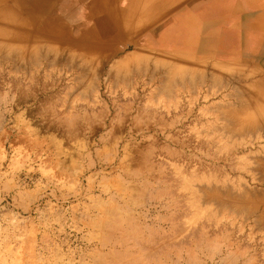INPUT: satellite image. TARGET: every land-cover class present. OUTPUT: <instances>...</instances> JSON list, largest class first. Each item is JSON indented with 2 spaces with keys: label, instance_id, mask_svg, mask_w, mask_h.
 Masks as SVG:
<instances>
[{
  "label": "rangeland",
  "instance_id": "obj_1",
  "mask_svg": "<svg viewBox=\"0 0 264 264\" xmlns=\"http://www.w3.org/2000/svg\"><path fill=\"white\" fill-rule=\"evenodd\" d=\"M48 7L42 48H0V264H264L262 65L116 36L97 66L57 53L76 25Z\"/></svg>",
  "mask_w": 264,
  "mask_h": 264
},
{
  "label": "bare ground",
  "instance_id": "obj_2",
  "mask_svg": "<svg viewBox=\"0 0 264 264\" xmlns=\"http://www.w3.org/2000/svg\"><path fill=\"white\" fill-rule=\"evenodd\" d=\"M156 3H157V1H155V0L151 3L149 0H142V3H140L139 0H0V48L3 47L6 50L7 49H11V50L18 49V50L24 51V53H27V54L29 53V51H32V49L34 47L42 48V46H40L38 44V42L40 40L39 39L37 40L36 36L30 35V32L31 31H35V32L37 31L36 27L40 24L39 18L41 16L43 18V14L45 13L46 8H49L48 6H53L54 8L52 10L47 11L49 13L48 22L50 24L60 22L62 15L65 14L64 17H68L69 20L72 21V23H75V25H76V28H75L74 32L72 33L73 36L59 37L57 35L59 37L58 38L59 40H57L58 42L55 45V47L57 49V53H60V54L64 53V55H66V56L74 53V54H76V56L77 55H79V57L81 56V59H82V58H84V55H86L87 52L89 50H92V48H93L96 52V54H95L96 59L100 60V62L97 61V63H96L98 66V63H101V61L104 60L103 58L106 57L105 53L108 52V51H106L107 50L106 45L108 43H111L112 38L116 37V36L128 38L130 40L132 48H134L135 52L140 48H144V49H149V51L152 50L153 53L157 54V55L159 53L154 52L156 50H153L151 47V45H153V42H155V41L159 42L158 46H167V45H170L169 44V42L171 41L170 39H173L172 36H174L177 39L172 40V41H174V43L179 45V46H175L176 48H179V49H181V51H184V53H182V54H190V53L195 54V55H197L198 53L200 54L202 52L201 50H203V49H202V46H200V44H197V42H196L198 40L197 39L198 38V32H196L197 26L195 24H192V23L180 22L177 24V27L179 26L180 29L178 28V31L176 33H172V31H169L167 33L166 32L167 30L163 29L166 24L165 25L164 24L159 25L155 19H157L156 15H159L161 13H166L168 8L164 4H162V6L155 7ZM80 18H82V19H80ZM188 32H190V34H188ZM59 33H60V31H59ZM184 33L188 34V37H187L188 39L185 42H182L181 39H182L183 35H179V34H184ZM153 35H155V36L157 35L158 37L160 36V39H158V40H156V38L153 39L152 38ZM193 35H194V37L192 38ZM169 36H170V39L168 38ZM56 37H55V39H57ZM189 39H190V41H189ZM42 43H44V42H42ZM96 43H98L97 45H99V47H96ZM46 45H47V43H46ZM43 46H44V44H43ZM48 47H49V49L53 50L51 48V47H53V45L51 47L50 46H48ZM44 48H45V46H44ZM15 52L18 53L17 51H15ZM51 53H52V51H51ZM110 53H112V52L110 51L109 54ZM128 53H130V50ZM46 54H48V52ZM110 55H112V54H110ZM159 55L170 56V55H168V53H160ZM95 56H94V58H95ZM163 56H162V58H163ZM255 56H256V54H255ZM123 57H124V55H123ZM127 57H128V55H127ZM158 57H156V58L158 59ZM172 57L173 58H170V59H173V60L175 59L174 60L175 62L176 61L178 62V60H181L180 58H178L177 55L172 56ZM250 57H253V56H250ZM94 58L90 57V59L88 60L91 63L90 65H92V66H94V64H95V63L93 64V62H95V60H96ZM75 59L77 60V58H75ZM105 60H106V58H105ZM173 60H172V62H173ZM82 61H84V59ZM82 61L80 62L81 64H82ZM157 61H155L156 64L154 66L155 67L154 71L158 70V72H159L162 67L158 66L160 61H159V63H157ZM84 62L86 63V60ZM84 62H83V64H84ZM113 62L117 63L115 61H113ZM170 62H171V60H170ZM136 63H138V61ZM136 63H134V64H136ZM87 64H89V63H87ZM124 64H126V63L124 62ZM161 64H160V66H161ZM117 65L118 64H115L113 67L110 68L109 73L107 74L108 79H110L111 77H113L114 79H118L121 76V72L118 71L120 69L119 67L121 65L120 66H117ZM148 65H149V63H148ZM172 65H173V63H172ZM131 66H132V64H131ZM137 66L139 67L140 65H137ZM146 66H145V68H142V69L140 68V70H138V71L141 72L142 70H151ZM90 68H91V66H90ZM129 68H131V67H129ZM113 70L116 72L110 73ZM120 70L122 71V68ZM213 78H215V77H213ZM231 79H233V78H231ZM187 81L183 82V83H185L184 85H188ZM247 87L248 88L246 89L245 92L249 93V94L252 93L253 87L251 86V84H248ZM255 96L259 97L261 95L255 93ZM252 102H254V107L256 105H259L256 98H252ZM261 105H263V104L261 103ZM245 116H250V114L247 113V115H245ZM241 123H242V125L244 124V122H241ZM249 123H251V122H249ZM249 123H247L246 126L247 125L250 126ZM255 123H256V121H255ZM255 123L253 124L254 126H255ZM253 125L251 124V126L253 127V129L251 128L252 130L255 129ZM256 125H257V123H256ZM239 129H240V126H239ZM246 132H247V134H249L248 128L246 129ZM241 133H242V131H241ZM259 134L260 135H258V136L262 137L261 133H259ZM254 136L257 137V133ZM251 137L252 136H250V138ZM147 160H149V159H147ZM115 223H117V224H115ZM114 224L113 225L108 224L107 227L110 230L111 229H114V231L118 230V232L120 230H121L120 232H125V233L129 232L127 230H124L125 228L123 229L121 227L120 223H118V221L114 222ZM134 227L135 226H133V228ZM104 228H105V226H104ZM126 229H128V228H126ZM131 234H132L131 237L134 240V242L143 251L145 249V245L147 244L146 242L148 241L144 232L141 231L140 229H138V230L133 229L131 231ZM128 236H127V238H128ZM143 255H144L143 252H141L137 255V257L138 258H144L145 255L144 256ZM118 261H120V260H118ZM128 263H129V261H128Z\"/></svg>",
  "mask_w": 264,
  "mask_h": 264
},
{
  "label": "crops",
  "instance_id": "obj_3",
  "mask_svg": "<svg viewBox=\"0 0 264 264\" xmlns=\"http://www.w3.org/2000/svg\"><path fill=\"white\" fill-rule=\"evenodd\" d=\"M155 1L168 8L155 19L159 25L166 24L163 29L167 33H176L180 22L197 26L203 49L200 56L223 63H245L247 67L262 65L264 68V0ZM152 38L158 40L160 36L153 35ZM172 40L170 45L179 46Z\"/></svg>",
  "mask_w": 264,
  "mask_h": 264
}]
</instances>
